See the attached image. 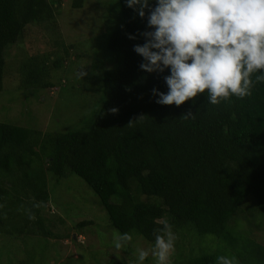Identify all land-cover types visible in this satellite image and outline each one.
Returning a JSON list of instances; mask_svg holds the SVG:
<instances>
[{
    "label": "trees",
    "instance_id": "trees-1",
    "mask_svg": "<svg viewBox=\"0 0 264 264\" xmlns=\"http://www.w3.org/2000/svg\"><path fill=\"white\" fill-rule=\"evenodd\" d=\"M79 2L74 0V6ZM151 3L155 6V0ZM117 4L119 25L110 27L106 47L119 57V66L95 75L98 86L92 96L99 106L90 123L81 130L43 135L0 123V204H4L0 233L68 238L80 250L89 238L99 242L91 219L66 224L60 217H49L55 210L47 204L46 177L49 174V181L56 182L70 172L97 199L98 204L91 196L89 201L105 212L106 227L134 233L149 248L153 229L165 217L178 237L177 251L185 248L188 238L195 241L211 235L220 239L223 255L232 254L240 262L247 259L245 264H264V249L252 242L235 245L237 238L228 236L225 229L248 195L264 217V83H257L250 97H233L215 106L208 103L206 94L179 107L155 103L158 97L151 90L167 92L163 76L169 71L143 72L139 68L142 57L133 51L134 45L145 42L139 33L150 30L147 10L142 19L125 0H117ZM52 8L47 0H0V90L4 49L26 25L47 26L53 19ZM128 35L136 39H128ZM49 62L56 68L62 61ZM32 64L27 62L21 68L25 72ZM37 65L26 73L31 78L26 83L33 90L51 87V82L40 83L37 78L47 73L44 61ZM112 108L118 112L111 113ZM188 111L195 114L194 119L181 118ZM141 115L133 126H126ZM37 202L40 207L32 209L36 218L29 220L21 205L32 208ZM71 230L84 241L68 237ZM220 254L193 252L184 255L185 259L179 254L176 260L179 264H216ZM104 255L113 258L114 254L105 251ZM251 255L256 257L252 263ZM106 264L124 263L113 259Z\"/></svg>",
    "mask_w": 264,
    "mask_h": 264
},
{
    "label": "rangeland",
    "instance_id": "rangeland-1",
    "mask_svg": "<svg viewBox=\"0 0 264 264\" xmlns=\"http://www.w3.org/2000/svg\"><path fill=\"white\" fill-rule=\"evenodd\" d=\"M47 2L53 7V19L46 23L48 25L42 28L41 25H26L17 40L4 49L0 90V123L38 131L42 135L84 129L99 106L92 96L98 86L95 75L100 70L119 66V57L106 47L110 27L119 25L117 0H81L77 6H74V0ZM56 58L62 62L54 68L49 60ZM42 60L47 73L37 78L40 83L51 82L52 86L33 90L26 83L31 79L26 77V73L38 67ZM27 62L33 64L24 72L21 67ZM81 70L87 73L82 79L78 76ZM48 176L47 204L55 210V214L49 217H60L66 224L91 219L92 229L97 232L94 236L97 235L99 242L94 237L89 238L85 249L80 250L68 238L47 240L36 235L17 237L0 233V264H106L113 259L133 264L135 249L149 248L142 237L131 233L133 240L128 249L116 252L112 243L116 231L109 225L106 227L105 221L108 224V220L100 205L90 203V196L96 204L98 201L87 185L70 172H65L64 177L56 182L49 181ZM225 229L228 236L237 238L235 245L252 242L264 249V217L256 211L250 195L228 219ZM58 230L62 232L63 228ZM68 232V237L74 242L84 241L81 234L74 236L72 230ZM210 236H196L198 239L195 241L188 238L182 249L179 242L181 250L175 251L173 263L179 264L180 261L176 260L179 254L182 255L180 258L193 252L196 255L220 254L223 244L218 241L220 239ZM105 251L113 253V258L105 257ZM253 255L249 256L250 263L256 258ZM246 261H239V264ZM144 264H154L152 257L149 256Z\"/></svg>",
    "mask_w": 264,
    "mask_h": 264
},
{
    "label": "clouds",
    "instance_id": "clouds-1",
    "mask_svg": "<svg viewBox=\"0 0 264 264\" xmlns=\"http://www.w3.org/2000/svg\"><path fill=\"white\" fill-rule=\"evenodd\" d=\"M128 8L145 18L148 31L139 33L143 44L133 46L142 57L139 68L146 73H164L167 92L153 88L160 105H183L206 94L211 105L230 102L233 97L252 95L257 83H264V0H125ZM128 39H136L128 35ZM87 73L79 71V78ZM254 78V79H253ZM115 114L117 108L110 109ZM143 115L126 125L142 119ZM195 118L191 111L181 116ZM32 208L21 209L29 220H35ZM4 204H0V209ZM153 229L150 248L137 247L133 264H144L152 257L154 264H173L178 239L173 225L160 219ZM209 238H212L211 236ZM133 240L130 232L117 231L113 236L116 252L126 251ZM216 264H239L234 255H218Z\"/></svg>",
    "mask_w": 264,
    "mask_h": 264
}]
</instances>
